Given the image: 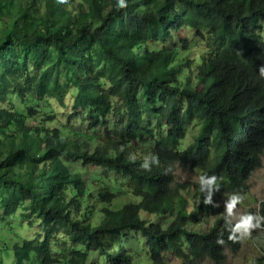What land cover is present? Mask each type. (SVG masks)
I'll return each mask as SVG.
<instances>
[{"label":"trees","instance_id":"obj_1","mask_svg":"<svg viewBox=\"0 0 264 264\" xmlns=\"http://www.w3.org/2000/svg\"><path fill=\"white\" fill-rule=\"evenodd\" d=\"M50 99L72 101L66 124ZM74 117L86 131L63 130ZM263 152L264 0H0V264H134L128 231L152 264H222L242 225L216 193L246 192ZM257 220L264 255V202Z\"/></svg>","mask_w":264,"mask_h":264},{"label":"rangeland","instance_id":"obj_2","mask_svg":"<svg viewBox=\"0 0 264 264\" xmlns=\"http://www.w3.org/2000/svg\"><path fill=\"white\" fill-rule=\"evenodd\" d=\"M184 31V34L186 33V30ZM196 54V48H192L187 52H182L181 57L183 59H186L187 57H193ZM186 64L185 62H183ZM190 73L194 72V68H190ZM14 105L18 107L21 110H24L26 105L23 103L14 93L10 94ZM40 106H42V109L45 111L53 112L58 111L59 113L57 117L54 118L53 121H50L49 124L51 126H59L61 124L67 123V114L72 111V101L66 100L65 104H60L58 101L50 99V100H40L37 102ZM68 126H66L63 130L67 131L68 133H72L71 130H77V131H86V128L88 127L87 121L84 119H81L79 117H74L68 120ZM70 129V130H69ZM95 133L98 135L104 134V128L102 126H99L95 129ZM92 133H94V130H91ZM87 134V132H86ZM85 134V135H86ZM190 134L187 137L186 140L190 139ZM81 169L87 168L88 170L93 169V166H81V164H77ZM175 181H198V178L200 177V171L197 169L191 168H181L176 167L175 168ZM78 173V167L75 166L73 168V174ZM83 173L85 175L89 176V172L87 170H84ZM110 176H112V173H110ZM119 183L124 184L125 180L119 177L118 179ZM248 184V190L246 192L242 193H235L230 191H222L217 192V201L218 204L222 206L223 211L227 213L229 219L234 222H240L242 227L240 229V232L243 237V241L241 243V246L234 252L226 251V258L222 264H264V255L261 254L258 250V247L256 246V237H259L263 234V229L259 225L260 222L258 219V208L259 203L264 201V153L262 156L261 164L259 167L255 168L252 173L250 174L249 178L247 179ZM192 195V194H190ZM135 198L130 194V192H122L119 195H117L112 201L109 203V206L111 207H117L122 205L126 202L134 201ZM193 203H191L192 205ZM190 205V206H191ZM92 222H98L101 216V213L98 212V207L95 205L92 208ZM252 211V213L250 212ZM18 213V212H17ZM140 216L146 221H163L161 216L140 211ZM171 217L166 216V223L170 221ZM17 220V218H16ZM214 222V218L212 217H206L202 216L199 219H195V216H191L189 219V224H187V227L192 229H199L204 230L208 227H210ZM39 231H41L40 228L37 226L35 228H30L23 230L22 233L24 235H32L36 234ZM129 236H132V238H129ZM134 236V238H133ZM124 242L127 244V248L133 252V262L134 264H152L151 260L149 258V254L147 251V248L144 247V240L137 234H135L134 231H128V235L125 236ZM91 252V253H90ZM88 253H90V256L87 260L83 261L86 262V264H95L99 263V255L97 251L89 250ZM174 262H179L180 260L178 258L173 259ZM204 264H214L212 261L208 259L203 260Z\"/></svg>","mask_w":264,"mask_h":264},{"label":"bare ground","instance_id":"obj_3","mask_svg":"<svg viewBox=\"0 0 264 264\" xmlns=\"http://www.w3.org/2000/svg\"><path fill=\"white\" fill-rule=\"evenodd\" d=\"M263 153H264V152H263ZM260 164H261V162H260ZM260 164H259L257 167H259V166H260ZM257 167H256V168H257ZM254 169H255V168H254ZM254 169H253V170H254ZM253 170H252V171H253ZM252 171H251V173H252ZM262 202H264V201H262ZM260 203H261V202H260ZM259 225H260V224H259Z\"/></svg>","mask_w":264,"mask_h":264},{"label":"clouds","instance_id":"obj_4","mask_svg":"<svg viewBox=\"0 0 264 264\" xmlns=\"http://www.w3.org/2000/svg\"><path fill=\"white\" fill-rule=\"evenodd\" d=\"M263 156V155H262ZM261 160H262V157H261Z\"/></svg>","mask_w":264,"mask_h":264}]
</instances>
